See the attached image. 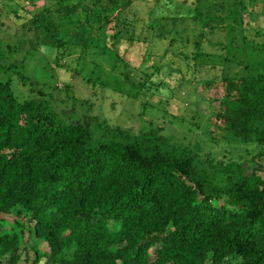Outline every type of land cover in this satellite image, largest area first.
<instances>
[{
    "label": "trees",
    "instance_id": "trees-1",
    "mask_svg": "<svg viewBox=\"0 0 264 264\" xmlns=\"http://www.w3.org/2000/svg\"><path fill=\"white\" fill-rule=\"evenodd\" d=\"M73 1L104 0H0V22L6 8L25 29L48 31L63 22L65 4ZM251 1L250 9L242 0L241 8L221 15L210 0H191L189 14L164 17L166 28L174 22L168 33L151 24L147 48L157 60L150 67L165 75L160 88L183 89L200 71L219 70L216 118L223 136L260 145L251 159L201 154L174 142L162 126L134 134L105 124L96 140L91 119L74 120L64 109L74 97L71 84L48 89L18 62L0 58V258L17 264L34 237L48 250L35 244L31 264L43 258L52 264H264V178L249 169L264 155V71L246 63L231 73L234 61L224 53L236 25L245 31L264 19V9L256 11ZM224 25L225 41L213 44L218 52H206V34ZM248 43L246 58L249 48L257 49ZM6 74L32 82L34 97L20 99ZM191 101L198 117V102ZM16 209L29 225L7 228Z\"/></svg>",
    "mask_w": 264,
    "mask_h": 264
},
{
    "label": "rangeland",
    "instance_id": "rangeland-1",
    "mask_svg": "<svg viewBox=\"0 0 264 264\" xmlns=\"http://www.w3.org/2000/svg\"><path fill=\"white\" fill-rule=\"evenodd\" d=\"M190 1L104 0L83 5L67 2L63 22L48 31L25 29L20 24L23 20L5 8L0 22V41L3 43L0 58L2 62H18L30 80L48 89L71 84L74 93L70 96L74 95L78 101L76 103L72 97H66L69 108L64 109L72 112L74 120L91 119L96 140L105 133V124L120 126L134 134L162 126L163 133L174 142L191 146L201 154L251 159L260 145L223 136V129L216 118L220 88L215 77L220 76L219 70L200 71L195 83L187 81L183 89L170 90L156 85L165 75L150 67L157 61L147 51L152 40L151 24L157 21L164 26L167 22L165 16L189 14ZM241 1L210 0V3L215 5L214 13L225 15L238 6L241 8ZM243 1L250 9L249 0ZM261 3L262 0L251 1L256 11L260 10ZM10 5L14 6V2ZM15 6L20 7L16 3ZM23 14L28 15L26 12ZM173 26L171 21L169 27H157L156 32L168 33ZM260 26L263 27L257 33ZM224 27L215 34H206L202 42L206 52H218L219 47L213 44L225 41ZM235 27L231 35L232 46L224 51L234 61L229 65L231 73L241 71L246 63L252 70L264 71V19L255 21L245 31L238 25ZM246 34L248 40L244 39ZM251 40L257 49L249 48L246 58L243 50L250 46L248 41ZM8 45H13L16 50L10 51ZM172 75L176 77L174 73ZM3 77L12 78L20 99L34 97L32 82L24 84L16 75ZM191 99L198 102V117L195 102ZM72 104L76 105L71 107ZM249 166V169L256 168L264 178V155L251 161ZM18 222L29 225L26 216L16 209L7 218V228H13ZM35 244H39L42 250H48L45 242L32 237L17 264H31L36 256ZM0 264H10L9 256H2ZM39 264L52 263L43 258Z\"/></svg>",
    "mask_w": 264,
    "mask_h": 264
},
{
    "label": "crops",
    "instance_id": "crops-1",
    "mask_svg": "<svg viewBox=\"0 0 264 264\" xmlns=\"http://www.w3.org/2000/svg\"><path fill=\"white\" fill-rule=\"evenodd\" d=\"M260 6V9H264V1L262 0V3L259 5Z\"/></svg>",
    "mask_w": 264,
    "mask_h": 264
}]
</instances>
